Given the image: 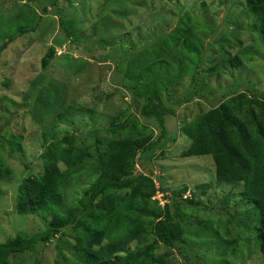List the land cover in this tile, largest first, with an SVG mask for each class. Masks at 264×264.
I'll list each match as a JSON object with an SVG mask.
<instances>
[{
    "label": "trees",
    "instance_id": "obj_1",
    "mask_svg": "<svg viewBox=\"0 0 264 264\" xmlns=\"http://www.w3.org/2000/svg\"><path fill=\"white\" fill-rule=\"evenodd\" d=\"M133 1L107 0L100 8L97 24L92 28L95 35L106 36L107 40L113 42L120 37L129 39L122 31L124 26L121 23L127 20V15L115 12L123 13ZM65 2L66 7L60 0L15 1L12 5L13 16L0 17V66H9L7 60L2 61L8 46L20 37L35 33L43 17L53 13L60 17L61 34L54 39L42 58L44 73L52 68L57 56H62L58 55V49L73 52L74 48L79 54L91 55L95 51L94 34L86 37L78 32V13L70 9L76 0ZM82 3L78 2V9ZM204 7L202 4L201 8ZM67 8L74 14H67ZM231 8L227 10L229 16L237 7ZM243 10L245 17L237 24L234 35H230L226 42L220 41V47L215 50L208 47L205 39L217 40L216 37L223 33L221 25L211 28L210 24L189 15L182 17L175 32L167 36H154L153 43L148 41L141 44L140 41L137 49L112 46L111 50L118 59L115 61L118 84L132 98L134 96L142 102L140 117L143 122L140 128L136 123L138 120L131 115L121 124L102 129L101 134L105 135V139H100L98 130L95 142L86 148V137L76 134H66L60 140L47 144L40 156L43 173L26 177L16 197L17 213L47 221L46 228L35 236L18 235L0 243V264H10L11 259H19L26 254L36 253L40 256L46 245L68 234H71L74 242L75 257L70 258V264H170L175 252L189 261L181 246L184 235L181 220L184 215L198 214L199 206L212 213L216 209L203 202L205 198L195 201L191 197L190 200L185 199L187 186L173 189L165 178H156L150 160L157 150H165L177 138L176 132H169L167 118L175 108L193 101L208 106V109H200L194 121L183 128L182 135L188 141L182 157L210 156L215 159V175L219 183L244 188L235 200L231 194H221V199H215L222 203L223 212L227 210V215L236 219L233 228L223 227V222L217 229L220 237H231V242H226L233 246L234 252L238 245L245 244L248 236L241 228L249 225L252 220L250 215H259L257 236L254 237L264 264V89L260 90L250 81H244L235 89L239 84L235 79L236 71H240L245 64L251 66L247 69L256 71L252 62L258 58V52L264 51V0H246ZM114 29L118 33L111 34ZM240 30L250 33L254 42L233 56L230 53L232 45L241 47L237 38L241 35ZM206 31L207 36L204 34ZM150 34L149 31L146 38L150 39ZM155 42L158 44L154 45ZM177 50L180 59L172 56ZM208 56L212 59L203 69ZM62 58L70 60L67 64L70 69L67 66L65 69L71 73H79L91 66L87 61L78 65L79 59H72L70 54ZM257 71L262 73L264 83L261 68ZM43 75V78L39 77L41 80H34L33 87L39 84L43 103L40 112L49 116L57 99L54 97L57 91L54 88L50 92L46 88L45 83L50 78ZM186 76H190V85L177 95L181 80ZM63 77L68 85L70 77ZM214 78H233L235 87L229 88L219 99L212 97V94L206 95L202 91L203 85ZM8 83L9 80L4 82L7 86ZM45 95L48 99L46 102ZM50 97L55 100L52 102ZM62 106L63 102L60 101L58 110H62ZM78 144L79 149L75 147ZM7 146L11 147V152L21 151L17 137L11 136L8 140L0 138V197L4 195V181L11 180L13 176L3 156ZM254 164L256 169L252 170ZM137 168L140 170L136 171ZM25 169L28 170L29 166H25ZM84 177L88 178V187L82 196L70 202L68 210H64L73 182ZM160 193L167 202L164 206L156 199ZM194 196L199 195L196 193ZM185 203L193 206L182 209ZM246 204L250 206L246 208ZM36 260L35 264H42L41 259L37 257Z\"/></svg>",
    "mask_w": 264,
    "mask_h": 264
},
{
    "label": "rangeland",
    "instance_id": "obj_2",
    "mask_svg": "<svg viewBox=\"0 0 264 264\" xmlns=\"http://www.w3.org/2000/svg\"><path fill=\"white\" fill-rule=\"evenodd\" d=\"M15 1L17 0H0V17L13 16L12 5ZM106 1L76 0L73 8H70L78 13L76 14L79 18L78 32L86 37L94 34L93 38L95 39V51L91 55L79 54V51L74 48H72L73 52L65 51L63 48L57 50L58 55L70 54L72 59H79L77 64L80 66L83 61L91 64L90 67L87 66L79 73L67 71L65 67L70 69V66L67 65L70 60H63L62 56H57L51 69L45 73L42 70V58L47 49L53 45L54 39L61 34L60 17L56 16V13L44 16L35 33L28 34L27 37H20L18 41L10 44L2 55V61L7 60L9 66H0V138L8 140L11 136L17 137L21 144V151L11 152V147L7 146L3 152L4 159L13 172V176L11 180L4 181V195L0 197V243L12 240L18 235L35 236L46 228L47 221L17 213L16 197L18 188L26 177L43 173V161L40 156L47 144L60 140L66 134H76L79 137L87 138H85L84 144L86 148L95 142L98 130H100V139H105V135L101 134L102 129L108 128L112 124H121L131 115L138 120L136 123L140 128L143 122L140 117L142 102L140 103L134 96L132 98L130 93L118 84L120 82L115 65V61L118 59L111 50L112 46L121 45L137 49V43L140 44V41L141 44L148 41L153 43L154 36H167L171 32H175L182 17L189 15L195 20L210 24L211 28L221 25L223 33L216 37L218 41L209 39V37L205 39L208 42V47L215 50L220 47V41L226 42L230 35H234L233 32H235L237 24L245 17L243 6L246 3V0H179V2L177 0H135L124 9L123 13L115 12L127 15V20L121 21V23L124 26L122 31L129 36V39L120 37L116 42H113L107 40L106 36L103 38L95 35L92 29L97 24L100 8L107 3ZM60 2L63 6H67L65 0H60ZM78 2H83L79 9ZM202 4L205 6L203 9L201 8ZM231 7L237 8L233 9L232 16H229L227 10L232 9ZM70 9L67 8V14H74ZM4 30L6 31V28ZM149 31L152 34L150 39L146 38ZM116 33H118L116 29L111 32V34ZM239 33L241 35L237 38L241 42V47L232 45L230 53L233 56L254 42L250 33L243 30H240ZM204 34L207 36V31ZM138 37H140L139 40L136 39ZM158 42H155L154 45H157ZM1 45L0 40V47ZM172 56L176 59L181 57L178 50L174 51ZM257 57L252 62L254 68L257 70L261 68V72L264 74V51L258 52ZM211 59L212 57H206L203 69L207 68ZM249 66L250 64H245L240 71H236L235 79L239 81L236 87L233 78H214L203 85V93L212 94V97L219 99L229 88L235 87L236 89L244 81H250L257 88L263 90L262 73L260 74L259 71L256 70V72L252 68L247 69L246 67ZM43 74L50 78L45 83L46 88L50 92L54 88L57 91L54 96L57 98L55 103L53 102L55 99L50 97L53 105L49 116L40 112L43 103H41L42 95L39 84H37V88L33 87L36 82L34 80L36 78L41 80L39 77L43 78ZM63 75L70 77L68 85L64 81ZM6 80H9L8 86L4 84ZM181 81V88L177 90V95L187 90L190 85V76L184 77ZM206 85L207 88H205ZM47 100L45 95V102ZM59 100L63 102L62 110H58ZM200 109L207 110L208 106H202L198 101H193L174 109L173 114L167 118L166 124L169 132L177 133V138L165 150H157L150 160V166L156 178H165L172 188L187 186L188 191L184 195L185 199L190 200L191 197L195 201L205 198V200L202 199L203 202L216 209L212 213L205 211L204 207L196 206L199 210L198 214L184 215L180 222V227L184 232L181 246L186 251V254L183 252L189 261L175 252L171 257L173 261L170 264H191V262L193 264H262L258 251L259 246L256 245L254 237L257 236L259 215H250L252 220L249 225L241 228V231L244 230L248 236L245 244L243 242L238 245L234 252L233 246L227 243L231 242V237H220V231L218 232L217 229L223 222V227L226 225L233 228L232 225L236 219L228 216L227 210L223 212L222 203L215 199H221V194H231L235 200L243 193L244 188L241 185L232 186L225 182L219 183L215 175L214 158L210 156L182 157V151L188 141L183 137L182 130L194 121L200 113ZM156 136L154 133L155 138ZM75 147L79 149L80 144ZM232 161L237 163L235 159ZM25 166H29V169L26 170ZM255 167L254 164L252 170H255ZM139 170V168L136 169V171ZM87 179L84 177L80 181L73 182L66 198L67 203L64 210L70 208V202L74 198L82 196L88 187ZM202 191L207 193L203 194ZM196 193L199 196H194ZM156 199L162 206L167 203L161 193L156 195ZM192 206L185 203L182 209ZM249 206L250 204H246V208ZM219 213L221 216H217ZM212 222H216V224L213 225ZM71 237V234L58 237L46 245L40 256L36 253L26 254L19 259H11L10 264H35L37 257L42 260V264H70V258H75L74 242Z\"/></svg>",
    "mask_w": 264,
    "mask_h": 264
}]
</instances>
